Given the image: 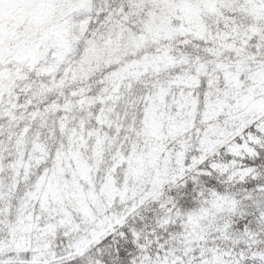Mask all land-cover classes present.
<instances>
[{
	"label": "snow or ice",
	"instance_id": "obj_1",
	"mask_svg": "<svg viewBox=\"0 0 264 264\" xmlns=\"http://www.w3.org/2000/svg\"><path fill=\"white\" fill-rule=\"evenodd\" d=\"M0 264H264V0H0Z\"/></svg>",
	"mask_w": 264,
	"mask_h": 264
}]
</instances>
